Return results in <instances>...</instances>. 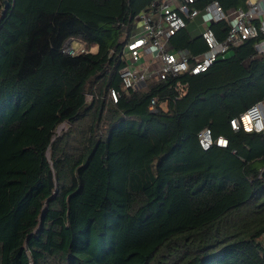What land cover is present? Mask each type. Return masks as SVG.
I'll return each instance as SVG.
<instances>
[{"label": "trees", "instance_id": "trees-1", "mask_svg": "<svg viewBox=\"0 0 264 264\" xmlns=\"http://www.w3.org/2000/svg\"><path fill=\"white\" fill-rule=\"evenodd\" d=\"M7 1L0 264H264V132L231 124L264 103L257 41L198 75L124 90L136 18L162 0ZM212 29L220 40L228 32L224 22ZM71 40L97 51L67 54ZM171 44L208 49L187 27ZM205 128L227 147L204 151Z\"/></svg>", "mask_w": 264, "mask_h": 264}, {"label": "built area", "instance_id": "built-area-1", "mask_svg": "<svg viewBox=\"0 0 264 264\" xmlns=\"http://www.w3.org/2000/svg\"><path fill=\"white\" fill-rule=\"evenodd\" d=\"M198 0L155 1L151 9L140 13L135 21V29L126 44L128 65L120 70L124 90L144 88L148 82L164 81L184 73L198 75L209 70L220 59L226 58L230 50L244 41H257V57L264 59V0H249V8L225 10L220 0H212L204 7L208 28L203 39L208 47L205 53L192 55L188 50H175L171 39L187 26L188 19H195L201 10L194 5ZM226 22L228 32L220 40L212 25ZM75 40L66 43L64 52L70 55L86 53L72 46ZM120 92L112 90V98L117 102ZM91 96L87 101L91 102ZM158 100L152 99L150 110L155 111ZM233 129L243 128L247 132H264V103H258L247 110L240 119L231 122ZM199 143L204 151L214 145L226 148L228 140L215 139L212 130L205 128L199 134Z\"/></svg>", "mask_w": 264, "mask_h": 264}, {"label": "crops", "instance_id": "crops-1", "mask_svg": "<svg viewBox=\"0 0 264 264\" xmlns=\"http://www.w3.org/2000/svg\"><path fill=\"white\" fill-rule=\"evenodd\" d=\"M199 1V0H198ZM209 2V1H208ZM207 1H206V3L202 6V7H199L198 9L199 10H201V13L199 14V16L198 17H196L195 19H188L187 20V29L190 31V34H191V37L192 38H196V37H200V36H202V34H203V32L208 28V23H207V20H206V18H205V15H204V7L206 6V4L208 3ZM221 2V1H220ZM197 3H199V2H197ZM196 3V4H197ZM249 6H250V4H249V0H247V6L244 8V7H239V8H242V9H244V10H247L248 8H249ZM222 7H223V5H222ZM197 8V7H196ZM224 8V7H223ZM239 8H229L228 10H230V9H239ZM225 9V8H224ZM224 23H226V22H224ZM226 25H227V27H229L228 26V24L226 23ZM202 38H203V36H202ZM204 40V39H203ZM78 42V41H77ZM80 44H82V43H80ZM187 50V49H186ZM200 54H202V53H200ZM199 54V55H200ZM228 55H229V53H228ZM227 55V56H228ZM226 56V57H227ZM147 86V85H146ZM145 86V87H146Z\"/></svg>", "mask_w": 264, "mask_h": 264}, {"label": "rangeland", "instance_id": "rangeland-1", "mask_svg": "<svg viewBox=\"0 0 264 264\" xmlns=\"http://www.w3.org/2000/svg\"><path fill=\"white\" fill-rule=\"evenodd\" d=\"M72 46L76 49L79 48L78 51H81L82 49H86L87 52L89 51V49L91 52L97 51V48H88L85 44H83V43L80 44V42H77V41H74ZM66 128H67L66 125H63L62 128H59V130L57 132H59V133L64 132L66 130Z\"/></svg>", "mask_w": 264, "mask_h": 264}, {"label": "water", "instance_id": "water-1", "mask_svg": "<svg viewBox=\"0 0 264 264\" xmlns=\"http://www.w3.org/2000/svg\"><path fill=\"white\" fill-rule=\"evenodd\" d=\"M5 4H6V8H7V5H8V1L7 0H5Z\"/></svg>", "mask_w": 264, "mask_h": 264}]
</instances>
